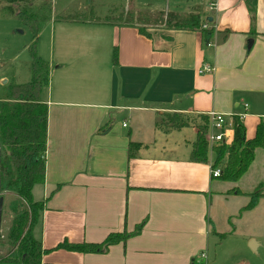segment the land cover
Instances as JSON below:
<instances>
[{"label": "crops", "instance_id": "0c3cea01", "mask_svg": "<svg viewBox=\"0 0 264 264\" xmlns=\"http://www.w3.org/2000/svg\"><path fill=\"white\" fill-rule=\"evenodd\" d=\"M10 5L0 1V10ZM196 6L214 19L205 25L209 38L158 25L145 35L137 25L96 18L43 25L39 54L51 68L41 94L46 180L33 195L45 203L36 230L50 250L44 264H264V150L230 190L212 177V158L191 161L195 126L158 127L168 112L217 111L231 123L241 117L253 138L264 122V0ZM19 77L0 62L2 93L25 84ZM131 142L142 144L133 157ZM254 193L259 200L248 209ZM124 231L135 234L104 252L56 249Z\"/></svg>", "mask_w": 264, "mask_h": 264}, {"label": "trees", "instance_id": "16d2710c", "mask_svg": "<svg viewBox=\"0 0 264 264\" xmlns=\"http://www.w3.org/2000/svg\"><path fill=\"white\" fill-rule=\"evenodd\" d=\"M11 4L0 10V16H16L22 23L34 31V42L30 46L32 58V80L25 84L11 83L5 86L4 94H0V144L7 150L5 163H1V177L3 191L17 197L18 200L11 206L14 211L8 242L12 250L7 256L1 257V264H44L42 258L50 250L44 249L42 241L37 238L36 230L42 224V215L45 210L44 201H37L33 195V188L43 184L46 180V151L48 137V106L41 100L43 89L50 83V63L42 59L37 52V41L43 25L52 20H77L74 15L62 12L53 16V5L48 0L37 4V0H7ZM92 3L95 4L94 1ZM91 3V4H92ZM12 4H17L18 9ZM114 8V1L111 3ZM109 5V9H113ZM201 7L196 6L191 11H137L138 19L132 10L124 12L119 18H105L118 20L116 23L137 25L141 33L147 35V26H165L171 29L203 31L205 37L212 35V30L206 29L209 19L203 17ZM91 10H94L92 8ZM114 11V9H113ZM112 11V13H113ZM93 12V11H92ZM132 19V20H131ZM160 24V25H159ZM142 25V26H140ZM118 53L114 52V61L117 62ZM8 91V93H7ZM7 94H6V93ZM187 114L165 113L163 117L168 121L163 123L171 129H182L192 125ZM195 123L197 138L193 143L191 161L208 163L210 148L207 140L210 119L208 115H199ZM161 123H158V127ZM234 136L230 143L217 145L213 151V168H221L219 179L225 182L239 181L249 170L255 160L256 150H264V122L257 126L255 136L247 137V130L241 117H233ZM141 143L131 142L129 156L133 157L140 150ZM0 197L4 198L3 193ZM252 199L246 208H253L260 195L252 194ZM10 199V198H8ZM5 201V199H4ZM21 203V204H20ZM4 208V206H3ZM144 223L137 227L135 233L140 232ZM135 233H111L102 243L73 244L67 241L59 244L56 249H66L82 253H99L120 242L126 241Z\"/></svg>", "mask_w": 264, "mask_h": 264}, {"label": "rangeland", "instance_id": "374dc122", "mask_svg": "<svg viewBox=\"0 0 264 264\" xmlns=\"http://www.w3.org/2000/svg\"><path fill=\"white\" fill-rule=\"evenodd\" d=\"M4 1V0H0ZM48 0H37V4H42L43 2ZM53 5V15L60 14L62 12H68L71 15H74V18H86L89 20L96 19H113L119 18L124 14V12L128 11V7L133 11L134 16L136 18L132 19L137 20L138 15L137 11L145 10L151 12L157 11H188L194 9L195 5L201 4L204 7L206 6L209 0H49ZM92 1L95 2L92 3ZM114 1L116 8L111 4ZM92 3V4H91ZM109 5L113 6V9H109ZM94 8V10H91ZM142 8V9H141ZM93 11V12H92ZM113 11V13H112ZM131 19V20H132ZM59 21V20H58ZM47 22L44 24L46 25ZM49 25V24H48ZM160 25V24H159ZM48 27V26H47ZM35 33L31 28L22 23L20 19L17 17H0V62L12 64L15 70L19 71L21 83H27L32 78V58L30 53V46L34 42ZM40 39L37 41V52L39 54L40 50V41L43 40V37H39ZM39 56L44 59L41 54ZM13 60V61H12ZM47 61L46 59H44ZM51 81V80H50ZM46 91V90H44ZM6 93V92H5ZM8 93V91H7ZM6 93V94H7ZM0 94L2 93L0 87ZM170 114H174V112H168ZM186 118L190 119L192 122V127H194L195 123L198 122L199 119L196 116L189 115ZM168 120L162 117L160 120L161 128L163 130H167L169 127L165 126ZM193 129V128H192ZM7 156V150L2 148V159L5 163ZM210 158H216V154L214 151L210 150ZM216 183L224 186H227L228 189L234 190L236 185H239L237 182H225L221 179L215 181ZM41 184H37L34 189V194L38 198L41 195ZM4 195V210L2 217V226H1V236H0V257L7 256L9 252L12 250L11 244H9V232L12 224V218L14 216V211H12L11 206L15 204V201L18 200L17 197H13L12 194L3 191L1 189L0 193ZM235 191H232L231 195H234ZM226 194L225 197H228ZM214 203L212 206L213 216H215V212H219V206L216 204V200L218 199L216 195H214ZM10 198V199H8ZM232 200V198H229ZM249 199L247 198V201ZM21 204V203H20ZM1 262V260H0ZM1 264V263H0Z\"/></svg>", "mask_w": 264, "mask_h": 264}, {"label": "built area", "instance_id": "2783aa9c", "mask_svg": "<svg viewBox=\"0 0 264 264\" xmlns=\"http://www.w3.org/2000/svg\"><path fill=\"white\" fill-rule=\"evenodd\" d=\"M209 71V69H207ZM210 119L209 131L207 133V140L211 151L222 143H230L233 130V122L231 123L227 115L217 111L208 113ZM213 166V163H212ZM213 178H219L222 174L221 168H213L211 170Z\"/></svg>", "mask_w": 264, "mask_h": 264}, {"label": "water", "instance_id": "95a60500", "mask_svg": "<svg viewBox=\"0 0 264 264\" xmlns=\"http://www.w3.org/2000/svg\"><path fill=\"white\" fill-rule=\"evenodd\" d=\"M213 17H209V21L212 22ZM252 46V41H250L249 47ZM1 163H2V147L0 144V191L2 189V177H1ZM3 206H4V198H0V236H1V226H2V217H3Z\"/></svg>", "mask_w": 264, "mask_h": 264}, {"label": "flooded vegetation", "instance_id": "af4514ba", "mask_svg": "<svg viewBox=\"0 0 264 264\" xmlns=\"http://www.w3.org/2000/svg\"><path fill=\"white\" fill-rule=\"evenodd\" d=\"M1 198V197H0ZM3 210H4V208H3Z\"/></svg>", "mask_w": 264, "mask_h": 264}]
</instances>
